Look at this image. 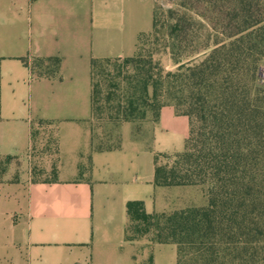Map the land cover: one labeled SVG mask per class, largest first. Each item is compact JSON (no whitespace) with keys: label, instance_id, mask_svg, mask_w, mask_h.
Returning <instances> with one entry per match:
<instances>
[{"label":"crops","instance_id":"1","mask_svg":"<svg viewBox=\"0 0 264 264\" xmlns=\"http://www.w3.org/2000/svg\"><path fill=\"white\" fill-rule=\"evenodd\" d=\"M156 1L0 0L3 174L15 173L11 165L45 128L53 146L38 148L58 176L34 181L30 171L0 181V264H178L176 243L128 236V203L143 201L150 214L178 210L169 188L156 185V166L185 149L189 116L164 105L148 135L137 138L126 122L120 148L92 146L91 61L133 56L153 29ZM50 57L60 59L55 74L33 70Z\"/></svg>","mask_w":264,"mask_h":264},{"label":"trees","instance_id":"2","mask_svg":"<svg viewBox=\"0 0 264 264\" xmlns=\"http://www.w3.org/2000/svg\"><path fill=\"white\" fill-rule=\"evenodd\" d=\"M188 3L209 34L176 70L141 58L140 45L157 26L156 10L153 29L125 57L131 71L115 72L117 58L92 59V146L112 150L123 142L120 134L117 145L97 143L95 120L117 128L156 122L161 108L173 105L189 116L190 133L171 166H156L155 183L202 187L207 203L150 214L143 201H130L128 236L151 233L176 243L178 264H264V0ZM183 30L181 21L171 26L174 50L182 47ZM59 63L37 58L32 67L51 76Z\"/></svg>","mask_w":264,"mask_h":264},{"label":"rangeland","instance_id":"3","mask_svg":"<svg viewBox=\"0 0 264 264\" xmlns=\"http://www.w3.org/2000/svg\"><path fill=\"white\" fill-rule=\"evenodd\" d=\"M187 2V5H186ZM190 3L188 0H157L156 1V29L152 30L144 37L141 43V58L147 60L150 56L154 61L162 66L166 71H174L179 65V62L190 60L191 54L195 52L197 47H201L207 39L209 30L203 27L199 22L200 18L189 9ZM177 21H181L183 28L182 47L174 48L171 46L170 30L171 26ZM213 34V32H212ZM180 44V43H179ZM175 51V52H174ZM202 53L197 54L200 56ZM112 65L116 67L115 72L125 75L128 70H132L126 64L125 58L113 59ZM113 68V67H112ZM264 77V67L262 73ZM153 120L131 122L134 126V134L137 138H141L144 134H149V126ZM94 126L97 134L96 142H102L105 147L117 145L120 142V134L124 137V124L121 127H116L113 124H101L99 121H94ZM33 133L32 148L26 153L24 158H19L11 165L15 168V173L12 175H4V170L8 167L7 156L0 155V181H16L23 177L20 176L24 172H33V176H29L32 180H51L55 176L52 164L53 159L44 156L46 149L38 148L39 143L47 142L51 146L54 143V137L47 134V129H35ZM46 131V132H45ZM45 132V133H44ZM49 141V142H48ZM53 150V147H51ZM175 158L173 156H164L161 158L158 165L171 166ZM163 190H168L167 196L170 197L172 207L180 209L191 205H203L206 203L207 196L204 189L195 185H159ZM175 190V191H171Z\"/></svg>","mask_w":264,"mask_h":264},{"label":"built area","instance_id":"4","mask_svg":"<svg viewBox=\"0 0 264 264\" xmlns=\"http://www.w3.org/2000/svg\"><path fill=\"white\" fill-rule=\"evenodd\" d=\"M262 80L264 81V77H263V75H262Z\"/></svg>","mask_w":264,"mask_h":264}]
</instances>
